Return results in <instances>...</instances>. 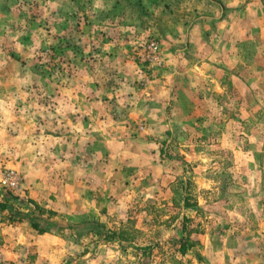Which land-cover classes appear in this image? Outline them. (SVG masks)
Listing matches in <instances>:
<instances>
[{
    "label": "rangeland",
    "instance_id": "rangeland-1",
    "mask_svg": "<svg viewBox=\"0 0 264 264\" xmlns=\"http://www.w3.org/2000/svg\"><path fill=\"white\" fill-rule=\"evenodd\" d=\"M0 264H264V0H0Z\"/></svg>",
    "mask_w": 264,
    "mask_h": 264
},
{
    "label": "built area",
    "instance_id": "built-area-1",
    "mask_svg": "<svg viewBox=\"0 0 264 264\" xmlns=\"http://www.w3.org/2000/svg\"><path fill=\"white\" fill-rule=\"evenodd\" d=\"M4 182H5V184H13V185L18 183L17 178L14 177L11 173H8L6 175V178L4 179Z\"/></svg>",
    "mask_w": 264,
    "mask_h": 264
},
{
    "label": "trees",
    "instance_id": "trees-1",
    "mask_svg": "<svg viewBox=\"0 0 264 264\" xmlns=\"http://www.w3.org/2000/svg\"><path fill=\"white\" fill-rule=\"evenodd\" d=\"M49 212H53V211H49ZM36 226H38V225L36 224ZM43 232H44V230H43ZM189 246H191L190 243L183 242L181 250L183 252H186L188 250Z\"/></svg>",
    "mask_w": 264,
    "mask_h": 264
}]
</instances>
